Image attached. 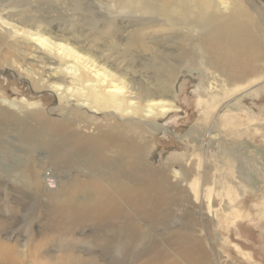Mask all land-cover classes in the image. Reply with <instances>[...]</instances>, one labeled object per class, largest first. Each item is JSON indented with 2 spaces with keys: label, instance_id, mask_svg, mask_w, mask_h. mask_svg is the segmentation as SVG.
<instances>
[{
  "label": "rangeland",
  "instance_id": "1",
  "mask_svg": "<svg viewBox=\"0 0 264 264\" xmlns=\"http://www.w3.org/2000/svg\"><path fill=\"white\" fill-rule=\"evenodd\" d=\"M72 132H126L149 195L94 209L120 165ZM0 264H264V0H0Z\"/></svg>",
  "mask_w": 264,
  "mask_h": 264
},
{
  "label": "bare ground",
  "instance_id": "2",
  "mask_svg": "<svg viewBox=\"0 0 264 264\" xmlns=\"http://www.w3.org/2000/svg\"><path fill=\"white\" fill-rule=\"evenodd\" d=\"M214 20H216L215 15L213 17V21ZM236 20L237 21H235V19L227 20L223 24L216 25V27H214V29H213L212 37H216V38L218 37L219 38V36L221 35L220 33L232 32V34L234 35V37L236 39V42H234L232 44V48L230 50L226 51L227 52L226 56H225L226 62L229 65H231L232 67L234 65H236V66L238 65L237 67L240 68V70L243 72H245L246 69H252L253 70L254 64L251 62L250 58L246 62L241 63V61H240L239 62L240 64L236 63V61L238 59L236 58L237 54H236L235 50L237 48L238 42L241 39L240 30H242V32H243V29H244L243 28L244 24L242 23L241 19L238 18ZM226 36L228 37V35H226ZM39 41L42 44L45 43V41L43 39H39ZM250 41H252V40H250ZM244 43H245V41H244ZM222 45H223V43H222ZM251 50H252V48H251ZM213 51H214V49H213ZM68 53H70V52H68ZM252 53L253 52H251V54ZM252 57H253V55H252ZM240 58H242V57H239V60H240ZM239 75H241V74H239ZM241 76H243V75H241ZM91 85L95 86L94 88H96V87L102 88V86H104L105 83H103V82L102 83H91ZM97 91H99V90H97ZM121 91H123V90H119V89L114 90V92H116V94H113L112 96L110 95L107 97L105 96L106 94L105 95L103 94V92L102 93H95L94 92L95 94L92 95V98L95 99L97 104L102 103L104 105V104L108 103L110 106H114L116 109L122 110L126 114H131V111H129V104H131V103L128 99H126V96H123V94L122 95L120 94V93H122ZM90 99L87 98L86 100L89 101ZM82 105L86 106V105H88V103L85 104L83 102ZM145 107H147V106H145ZM140 110H141V112L137 111V113L141 114L142 116H148V114H151V112H152V110H149L147 108H144V109L141 108ZM72 134H73V137L70 135L69 136L67 135L64 137V140H65L64 144L66 146H76V147H78V149H81V150L87 152L86 155L89 152H91V159H93L92 165H94L93 166L94 169H97V166H100V165L111 164L112 160L116 161L120 165V167H117L114 171L111 172L113 179L111 181L112 184L110 186H104L103 185L104 188L96 187L95 192L99 195V197H98V201L96 202L98 204L93 206V207H95L94 209H96V210L102 209L103 210L106 208V202L104 201L103 198H100L103 196H107V198H109L113 201H115L116 197H120L123 199L126 198L127 200H131V202L133 204H135V200L140 201L141 199H144L149 195V193L151 192V189H152V184L151 183H149L150 185L146 184L147 183L145 181V179L147 178V176H145L146 174L140 172L137 169L136 165H134V163L131 162V159L137 155H140L143 159L144 149L140 145L131 144L130 143L131 140L129 138H127L128 134H126V132H107V134H100L99 133L98 135H96V137H92L90 135L86 136L85 134L84 135L83 134H77V132H72ZM75 136L79 137L81 140L75 139L74 138ZM102 141H108V144H111L114 147H119L120 149H124L128 153V157L126 159H124L123 155H118V157H115L114 155L117 154V151H115V150L110 151L111 148L108 147L106 149L104 145L99 147L100 142H102ZM105 144H107V143H105ZM129 173H135L137 178H136L135 182H131L130 185L124 184L123 183L124 181H121L120 178L126 177V175ZM100 177H102V176L98 175V177H97L98 180L96 183H99V184L104 183L102 181V179H100ZM117 178H118V180H117Z\"/></svg>",
  "mask_w": 264,
  "mask_h": 264
}]
</instances>
